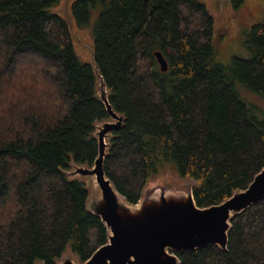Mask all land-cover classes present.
Segmentation results:
<instances>
[{"label":"trees","instance_id":"obj_1","mask_svg":"<svg viewBox=\"0 0 264 264\" xmlns=\"http://www.w3.org/2000/svg\"><path fill=\"white\" fill-rule=\"evenodd\" d=\"M61 0H0V264L80 263L107 241L86 208L96 124L110 120L93 67L76 55ZM242 0H231L237 8ZM93 24V57L122 127L107 139L104 172L135 205L172 167L193 182L196 206L219 205L264 169V118L232 78L264 97V16L249 28V57L230 76L216 61L214 20L201 0H75ZM155 53L167 63L162 72ZM179 264H264V201L230 221L225 251L176 253Z\"/></svg>","mask_w":264,"mask_h":264},{"label":"water","instance_id":"obj_2","mask_svg":"<svg viewBox=\"0 0 264 264\" xmlns=\"http://www.w3.org/2000/svg\"><path fill=\"white\" fill-rule=\"evenodd\" d=\"M68 26L72 36L69 23ZM155 56L161 71L166 72L167 63L161 53H155ZM89 64L97 78V96L110 120L96 124L94 137L98 152L93 166H75L66 174L80 181L93 179L95 189L89 191L86 208L101 220L107 231V241L81 264H179L176 253H190L212 246L225 251L232 218L264 201V169L255 175L246 189L207 208L196 206L193 185L187 188V193H174L160 187L150 194L142 193L135 205L127 203L104 172L106 139L112 131L122 127L123 117L116 114L108 102L109 92L97 71L93 55ZM63 256L57 264H76L71 256Z\"/></svg>","mask_w":264,"mask_h":264},{"label":"rangeland","instance_id":"obj_3","mask_svg":"<svg viewBox=\"0 0 264 264\" xmlns=\"http://www.w3.org/2000/svg\"><path fill=\"white\" fill-rule=\"evenodd\" d=\"M75 0H61L60 3L52 10L64 20H66L72 30V43L76 55L82 62L89 63L93 55V24L97 12L91 17L89 24L77 25L71 14V4ZM206 6L209 14L214 20V42L213 46L216 52V61L222 65L227 73L232 76L231 63L233 58H248L249 52L245 46V39L249 28L252 25L260 23L264 16V0H242L235 9L231 0H201ZM232 84L235 92L246 103L256 108V113L260 118H264V97L256 95L235 78H232ZM85 183L89 191H94L95 185L93 179L86 178ZM190 180L180 179L172 169L166 167L152 177L149 184L143 190V195L150 194L152 191L160 190L161 187L170 189L174 193H187L188 187H192ZM183 193V194H184ZM65 256H71L76 264V256L69 252Z\"/></svg>","mask_w":264,"mask_h":264}]
</instances>
